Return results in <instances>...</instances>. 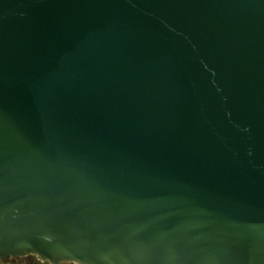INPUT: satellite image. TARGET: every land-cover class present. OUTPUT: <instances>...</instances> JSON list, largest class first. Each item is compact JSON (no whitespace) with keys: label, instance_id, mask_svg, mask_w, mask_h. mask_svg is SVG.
<instances>
[{"label":"water","instance_id":"95a60500","mask_svg":"<svg viewBox=\"0 0 264 264\" xmlns=\"http://www.w3.org/2000/svg\"><path fill=\"white\" fill-rule=\"evenodd\" d=\"M264 264V0H0V260Z\"/></svg>","mask_w":264,"mask_h":264},{"label":"rangeland","instance_id":"374dc122","mask_svg":"<svg viewBox=\"0 0 264 264\" xmlns=\"http://www.w3.org/2000/svg\"><path fill=\"white\" fill-rule=\"evenodd\" d=\"M8 261L11 264H50L49 262H42L39 258L35 255H27L22 256L20 258H9ZM61 264H75L73 262H63Z\"/></svg>","mask_w":264,"mask_h":264},{"label":"trees","instance_id":"16d2710c","mask_svg":"<svg viewBox=\"0 0 264 264\" xmlns=\"http://www.w3.org/2000/svg\"><path fill=\"white\" fill-rule=\"evenodd\" d=\"M0 264H11V263H9L8 261H2V260H0Z\"/></svg>","mask_w":264,"mask_h":264},{"label":"flooded vegetation","instance_id":"af4514ba","mask_svg":"<svg viewBox=\"0 0 264 264\" xmlns=\"http://www.w3.org/2000/svg\"><path fill=\"white\" fill-rule=\"evenodd\" d=\"M14 259H16V258H14Z\"/></svg>","mask_w":264,"mask_h":264}]
</instances>
